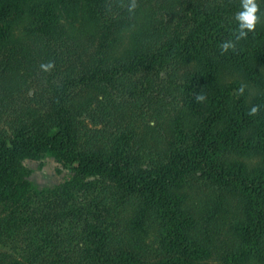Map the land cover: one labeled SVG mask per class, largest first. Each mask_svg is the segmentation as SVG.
Here are the masks:
<instances>
[{
  "label": "trees",
  "instance_id": "1",
  "mask_svg": "<svg viewBox=\"0 0 264 264\" xmlns=\"http://www.w3.org/2000/svg\"><path fill=\"white\" fill-rule=\"evenodd\" d=\"M223 2L211 18L227 16V24L238 7H229L230 0ZM44 3L70 16L68 26L55 30L57 21ZM122 4L0 0V114L10 108L5 97L20 90L12 84L17 75L22 84L30 78L39 87L38 103L54 123L53 131L32 133L28 128L34 123L24 116L12 121L11 137L0 140V204L5 211L0 240L22 256L10 264H204L216 254L220 264L251 263L264 253V81L254 72L264 68L263 28L257 22L253 32L258 35L251 31L235 40L238 25L231 21L230 28L220 29L225 38L220 45L232 40L234 47L219 49L215 38L195 68L184 71L177 66L186 57L177 59L171 48L150 54L159 42L156 36L163 34L159 31L151 34L156 45L141 42L149 48L144 53L138 51L135 36L137 46L131 54H114L120 40L112 34L123 23L116 22L132 14L127 7L111 19ZM257 15L260 18L262 12ZM23 24L21 37L14 30ZM49 63L52 68L41 67ZM152 65L164 71V82L169 87L174 83L177 92L170 103L173 133L168 147L134 151L127 149L125 138L105 130L81 134L77 115H92L90 104L81 103L80 111L74 108L82 91L95 87L105 100L120 95L113 106L126 110L142 96L138 85L153 84L147 75ZM250 69V79L262 93L250 102L223 93L226 73L246 74ZM198 94L205 100L198 101ZM253 106L258 110L250 114ZM100 139L108 145L94 147ZM46 157L70 169L73 179L34 191L25 180L22 162ZM254 157L259 158L248 160ZM204 193L214 206L208 216L195 219L186 204L203 202ZM240 207L242 221L231 231L221 228L225 223L217 212ZM230 233L234 240L219 241L218 253L214 235Z\"/></svg>",
  "mask_w": 264,
  "mask_h": 264
},
{
  "label": "rangeland",
  "instance_id": "2",
  "mask_svg": "<svg viewBox=\"0 0 264 264\" xmlns=\"http://www.w3.org/2000/svg\"><path fill=\"white\" fill-rule=\"evenodd\" d=\"M230 1L232 5H229V7L235 6L238 7V10L232 8L234 10L233 14L226 24L224 21L227 19V16L222 17L221 20L220 18H211L213 15L212 12L224 4L223 0H122L123 4L118 7L119 10L114 12V15H111V19L116 17V14L120 10L124 11V9H127L133 2H135L136 7L131 10L132 14H127H130L127 20L120 19L116 22L123 23L120 29L112 34V39L117 37L120 40L118 42L120 43V50H117L118 52H114V54L118 56H121L123 53L131 54V49H135V46H137V42L132 39L135 36H138V51L143 50L142 53H144L149 48L142 46L141 42L147 40L146 42H149L151 46L156 45L153 41L155 36L153 37L151 34L152 32L159 31L163 34L156 36L159 42L152 48L150 54H154L156 51L159 53L161 47L171 48L175 55L178 56L177 59L180 58V55H184L183 57L187 59L179 66H174L184 71L192 70L196 66L195 61L201 56L204 49L208 47V44L212 45L214 43L213 39H217L218 48L222 49L220 40L224 41L225 38L222 37L224 35H221L220 29L224 25H227L226 29L228 27L230 28L231 26L229 24L231 25V21L235 20L233 15L235 16L241 10V0ZM256 2L258 3V12H262L258 22L263 28L262 39L264 40V3L261 0H256ZM49 4L44 3L42 7H48L47 10H50V17L56 19L57 25L55 27L57 26V28L55 30H61L67 27L70 16H65L63 15L64 13L54 10L52 5L50 4V6ZM24 28V24L18 25L14 33L23 36ZM252 34L258 35L259 32L255 33L252 30ZM169 39H171V42L168 41ZM91 51L90 49L86 53H83L82 62L88 59ZM75 64L78 68L80 67L79 61H75ZM155 67L154 65L150 66V69H148L150 72L147 73L149 75L148 77L153 80V84L149 85L148 88H143L141 85H138V94L142 96H138V104L130 105L126 110H115L113 103L115 100L119 101L117 97L120 95L118 94L117 97L116 95H112L109 100H105L100 97L101 91L95 87L82 91L74 102V108L80 111L82 109L81 103L90 104L92 115H77V128L82 130L81 134H84V132L88 133V130H105L107 135L112 134L113 137H117L118 139L125 138L127 143L124 144L127 145V149L134 151L137 148L138 151H141L143 148L149 147L148 149L152 148L154 151L159 148L168 147V142L171 141L173 133V127L171 123L169 124L168 120L171 115L170 103L174 101L173 97L177 92H174L176 90V88L174 89V83L170 84L169 87L164 82L167 79L164 71ZM76 70L80 71L78 69ZM254 72L257 73L255 78H261L264 81V68L256 69ZM140 75L139 73L136 77L140 79ZM253 76L252 69L246 74L239 71L226 73L223 78L225 85L223 93L232 94L236 99L242 97L250 102L262 93L256 87L253 80L250 79ZM18 77L15 75L12 84H15L16 87L20 85L19 92L15 91L12 95L4 99L5 102L10 104V108L0 114V140L5 141L9 139L13 131L11 127L12 121L17 119L20 121L21 117L24 116L28 122L34 123L28 128L32 133L43 134L54 130V123L50 121L46 112L47 109L38 103L37 95L39 96L40 94L39 87L31 83L30 78L26 79L25 84H22L24 80H20ZM145 85L147 86V84ZM241 88H243V91H241ZM158 100L162 102L165 109L160 108L161 103ZM181 125V128H184V124L181 123ZM108 143L106 139H100L94 141L93 145L94 147H103L104 145H108ZM258 158L254 157L248 160L257 161ZM22 166L25 171V180L34 191L41 192L73 179L71 170L57 163L54 158L46 157L41 160H25L22 162ZM201 198L203 202L197 204L195 202L188 204L187 202L186 204L188 212L195 219H199L204 215L208 216L210 213L208 209L214 206L215 201L209 199L206 193L204 195L202 194ZM194 199L197 200V197ZM242 208L230 210L229 213L219 210L217 212V218L222 220L220 223H225L221 228L231 231L233 226L237 225V223L239 224L242 221L239 219L243 211ZM3 215H5L4 207L0 204V218ZM233 238L231 233L226 234V236L222 234L214 235L215 248L219 241L224 240L229 244L234 240ZM2 241L4 240H0V252L2 253L0 264H10L12 258L22 259L19 251L11 252L12 245ZM216 250L220 253L218 247ZM10 255L12 257L9 258ZM203 263L220 264L222 261L219 262V255L216 254ZM248 264H264V253L260 255V258Z\"/></svg>",
  "mask_w": 264,
  "mask_h": 264
},
{
  "label": "clouds",
  "instance_id": "3",
  "mask_svg": "<svg viewBox=\"0 0 264 264\" xmlns=\"http://www.w3.org/2000/svg\"><path fill=\"white\" fill-rule=\"evenodd\" d=\"M261 2H264V0H261ZM135 7V2L131 3L129 6L130 10L134 9ZM257 12L258 3L256 2V0H241V10L235 14V20L238 25L235 40H240L241 38L246 37L248 33L255 28L256 23L259 19ZM232 47H234V41L232 40L223 42L221 44V48L224 51H227ZM52 66L53 65L51 63L41 65V67L45 70L52 68ZM241 91H243V88H241ZM196 99L198 101H203L205 100V96L203 94H198L196 96ZM257 110L258 108L256 106H253L250 109V114L256 113Z\"/></svg>",
  "mask_w": 264,
  "mask_h": 264
}]
</instances>
